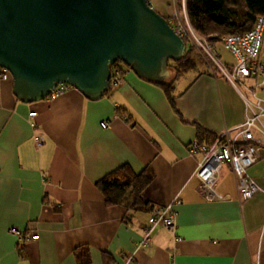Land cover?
I'll list each match as a JSON object with an SVG mask.
<instances>
[{
  "label": "crops",
  "instance_id": "0c3cea01",
  "mask_svg": "<svg viewBox=\"0 0 264 264\" xmlns=\"http://www.w3.org/2000/svg\"><path fill=\"white\" fill-rule=\"evenodd\" d=\"M150 1L170 23L169 0ZM197 57L200 67L174 79L178 114L156 83L121 64L124 82L109 83L97 99L70 85L23 102L11 76L0 77V264H79L74 250L83 247L84 264H264V136L255 133L263 145L246 169L259 188L249 198L238 199L227 163L214 185L225 198L207 201L187 184L199 155L186 144L202 141L196 126L213 134L236 125L240 94L248 96L249 80L233 87ZM258 93L264 98V88ZM122 164L153 177L139 203L107 205L95 182ZM172 197L179 199L173 225H156L139 245L153 207ZM9 227H29L38 238H18Z\"/></svg>",
  "mask_w": 264,
  "mask_h": 264
},
{
  "label": "water",
  "instance_id": "95a60500",
  "mask_svg": "<svg viewBox=\"0 0 264 264\" xmlns=\"http://www.w3.org/2000/svg\"><path fill=\"white\" fill-rule=\"evenodd\" d=\"M185 43L147 0H0V68L23 102L60 82L97 99L117 60L147 81L169 76Z\"/></svg>",
  "mask_w": 264,
  "mask_h": 264
},
{
  "label": "built area",
  "instance_id": "2783aa9c",
  "mask_svg": "<svg viewBox=\"0 0 264 264\" xmlns=\"http://www.w3.org/2000/svg\"><path fill=\"white\" fill-rule=\"evenodd\" d=\"M147 1L151 5L150 0ZM177 4L181 7L183 19L175 15L177 22L172 29L178 35H184L187 42L193 45L197 53L208 64V67L211 70H217L233 87L237 82L249 80L244 84L248 96L240 94L243 101L242 120L230 128H224L213 133L211 139L207 141L192 139L186 144V151L189 155L194 153L199 155L187 179V184L197 190L207 201L225 198V195L215 190L214 185L220 165L227 163L234 179L238 199H247L259 189L246 173L247 167L259 157L263 145L255 133L264 136V98L256 94V91L264 88V67L257 56L264 18L256 16L251 28L242 34H228L220 37L219 43L234 58L233 63H225L219 60L218 53L212 44L208 43L205 38L196 36L193 32L185 17L184 0H178ZM173 7H176L175 3ZM8 76H10L9 72L0 68V77L6 78ZM111 82H124L119 66L113 68L109 83ZM69 86L70 84L66 82H60L50 90L49 94H58ZM34 115L35 111L28 112V116ZM30 124L31 126L35 125L34 121H31ZM109 124V119L100 121L102 127H107ZM40 143L41 139L37 137L36 144L39 145ZM178 203L179 199L172 197L166 203L153 207L148 216V221L143 227L139 245H147L151 231L156 225L164 228L173 225L175 215L173 206ZM9 232L18 238L24 237L25 234L30 239L38 238V234L31 233L29 227L23 230L9 227ZM130 258L131 256H128L125 260Z\"/></svg>",
  "mask_w": 264,
  "mask_h": 264
},
{
  "label": "trees",
  "instance_id": "16d2710c",
  "mask_svg": "<svg viewBox=\"0 0 264 264\" xmlns=\"http://www.w3.org/2000/svg\"><path fill=\"white\" fill-rule=\"evenodd\" d=\"M184 12L193 32L213 45L219 42L223 35L242 34L249 30L256 16L264 18V0H184ZM168 24L173 28L169 22ZM180 37L185 43V50L176 60L166 59L169 76L160 82L150 81L161 88L170 108L176 114L178 112L174 106V79L182 72L194 68L198 59L185 36ZM118 61L110 66L111 73L113 68L119 65ZM212 136L213 134H206L196 126V139L207 141ZM152 177L153 172L148 169L134 172L129 165L122 164L104 174L95 184L103 194L105 204L128 206L130 201L140 202L139 193ZM83 249L84 251L74 250L79 264L89 261L88 251L84 247Z\"/></svg>",
  "mask_w": 264,
  "mask_h": 264
},
{
  "label": "rangeland",
  "instance_id": "374dc122",
  "mask_svg": "<svg viewBox=\"0 0 264 264\" xmlns=\"http://www.w3.org/2000/svg\"><path fill=\"white\" fill-rule=\"evenodd\" d=\"M160 1H163V0H160ZM177 1L178 0H169V3L171 4V5L169 4L170 7H173V4L174 3L176 5V7H174L175 8L174 9V12L172 13V16H171L172 21H170V23H171L172 26H174L175 23L177 22L175 20V15H178L179 17H181V19H183L182 18V10H181V7L178 6ZM198 37H200V36H198ZM201 38H203V37H201ZM208 43H210V42H208ZM188 44H190V43L188 42ZM190 46H191L193 52L195 54H197V51L195 50V48L193 47V45L190 44ZM214 48H215L216 52L218 53V58H219L220 61H224L226 63H233L234 62V58L231 55V53L227 49L223 48L222 45L219 42H217V43L214 44ZM257 56L259 58V61L262 63V65L264 67V24H263V28H262V32H261L260 46H259V51H258V55ZM117 63H119L121 65H124V66H127L125 63H123L120 60ZM198 67H200V63H199V61L196 60V68L195 69H197ZM236 84L239 87H241V84L239 82H237ZM258 92H259V90L256 91V94L259 96V93Z\"/></svg>",
  "mask_w": 264,
  "mask_h": 264
}]
</instances>
